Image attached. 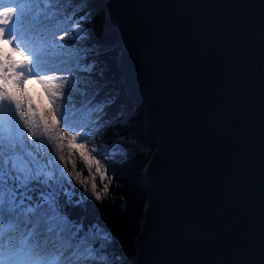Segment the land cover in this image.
Wrapping results in <instances>:
<instances>
[{
  "label": "water",
  "instance_id": "obj_1",
  "mask_svg": "<svg viewBox=\"0 0 264 264\" xmlns=\"http://www.w3.org/2000/svg\"><path fill=\"white\" fill-rule=\"evenodd\" d=\"M156 150L133 264H264V0H114Z\"/></svg>",
  "mask_w": 264,
  "mask_h": 264
},
{
  "label": "snow or ice",
  "instance_id": "obj_2",
  "mask_svg": "<svg viewBox=\"0 0 264 264\" xmlns=\"http://www.w3.org/2000/svg\"><path fill=\"white\" fill-rule=\"evenodd\" d=\"M65 6L66 0H0V264H110L101 252L109 233L98 224L85 230L59 202L67 177L88 194L76 203L104 200L113 183L98 158L112 153L90 145L98 129L86 127L112 101L93 103L98 92L90 95L91 82L74 73H92L95 65L81 66L72 44L57 42L68 37ZM72 24V39L86 38ZM30 81L41 86L46 101L32 95ZM64 195L72 203L73 193Z\"/></svg>",
  "mask_w": 264,
  "mask_h": 264
},
{
  "label": "trees",
  "instance_id": "obj_3",
  "mask_svg": "<svg viewBox=\"0 0 264 264\" xmlns=\"http://www.w3.org/2000/svg\"><path fill=\"white\" fill-rule=\"evenodd\" d=\"M63 15L71 18L63 25L68 30L66 43H71V50L82 58L81 66L95 65L92 73L76 71L74 74L91 82L87 89L90 95L98 92L94 104L112 101L104 105L103 111L94 112L86 121V127L98 129L89 138V144L107 147L112 153L107 158L99 155L98 158L107 167L113 183L110 195L104 200L97 201L93 197L76 203L88 194L80 184L67 177L59 202L71 220L83 222L85 230L89 225L98 224L109 233L111 240L101 252L110 264H130V257L137 254L135 243L140 240L147 204L142 172L156 144L145 132L144 104L133 102L125 90L118 62L123 44L113 26L114 0H66ZM72 21L86 31V38L72 39L76 36ZM83 168L77 158V169ZM84 175H88L86 169ZM96 183L102 187L99 177ZM64 190L73 193L72 203L67 201ZM41 191L42 186H38L31 193L34 200ZM100 243L97 241L94 246L100 248Z\"/></svg>",
  "mask_w": 264,
  "mask_h": 264
},
{
  "label": "rangeland",
  "instance_id": "obj_4",
  "mask_svg": "<svg viewBox=\"0 0 264 264\" xmlns=\"http://www.w3.org/2000/svg\"><path fill=\"white\" fill-rule=\"evenodd\" d=\"M66 40H68V39H66ZM57 42L58 43H66V41H57ZM29 89H30V92L32 93V95L37 96V99L38 100L41 99V98H43L46 101V96H44L43 90H42L41 86L38 83H36L35 81H30V83H29ZM61 167H63V165H61ZM135 245H136V250L138 252L139 247H140V240H139V242L135 243ZM135 258H136V256H131L130 257V260H129V263L130 264H133Z\"/></svg>",
  "mask_w": 264,
  "mask_h": 264
}]
</instances>
